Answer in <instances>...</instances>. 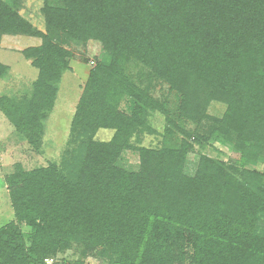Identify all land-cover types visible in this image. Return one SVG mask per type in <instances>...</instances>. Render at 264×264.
<instances>
[{
	"label": "trees",
	"instance_id": "16d2710c",
	"mask_svg": "<svg viewBox=\"0 0 264 264\" xmlns=\"http://www.w3.org/2000/svg\"><path fill=\"white\" fill-rule=\"evenodd\" d=\"M19 5L0 0V36L39 38L20 50L38 73L29 90L0 94V111L35 151L69 45L99 53L82 57L91 67L60 160L16 162L4 176L13 217L0 226V264L69 249L101 264H264V0H42L43 30ZM8 70L0 62V78ZM125 151L137 170L118 164Z\"/></svg>",
	"mask_w": 264,
	"mask_h": 264
},
{
	"label": "rangeland",
	"instance_id": "374dc122",
	"mask_svg": "<svg viewBox=\"0 0 264 264\" xmlns=\"http://www.w3.org/2000/svg\"><path fill=\"white\" fill-rule=\"evenodd\" d=\"M41 6L42 0H20L19 11L36 28L43 30L44 22L40 13ZM39 43L40 39L32 36L9 34L0 36V62L9 67L8 73L0 78V94L10 95L30 89V85L37 77L38 71L23 57L20 50L36 46ZM69 49L73 53V57L69 62L71 70L62 75L53 111L45 121V131L38 152L25 139L15 133L12 125L0 111V226L13 217L3 179L5 174L12 170L14 163L20 162L28 170L37 166H45L51 161L58 162L66 146L69 124L75 104L86 80L88 69L91 67L89 62L84 63L82 57H86L88 60L92 59L99 53V44L89 43L84 48L81 44L71 43ZM154 94L157 96L166 95V86L157 87ZM126 105L125 102L123 107H127ZM223 108L224 106L221 104L212 103L208 111L212 115H220ZM152 123L158 131H162L163 116L158 113L153 114ZM111 135V130L100 129L97 132V138L101 140L109 139ZM158 140L157 136L147 135L144 137L143 144L154 146L157 145ZM213 147L223 151V159L232 158L230 150L221 144L215 142ZM203 152L214 157L217 155V152L211 146H206ZM197 162V153H189L185 172L192 174ZM118 164L129 170H137L139 168L138 156L135 152L125 151L118 160ZM259 168H262V165H259ZM24 230L28 231V228H24ZM53 257L56 258L57 264H75L78 259L82 260V264L102 263L92 254L81 257L79 252L73 249L57 252Z\"/></svg>",
	"mask_w": 264,
	"mask_h": 264
},
{
	"label": "built area",
	"instance_id": "2783aa9c",
	"mask_svg": "<svg viewBox=\"0 0 264 264\" xmlns=\"http://www.w3.org/2000/svg\"><path fill=\"white\" fill-rule=\"evenodd\" d=\"M42 264H57V260L55 257L49 256V257L44 258Z\"/></svg>",
	"mask_w": 264,
	"mask_h": 264
}]
</instances>
